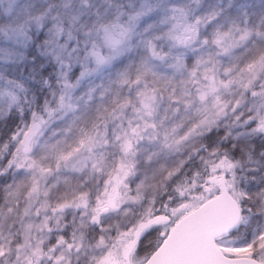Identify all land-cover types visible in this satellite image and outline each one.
Instances as JSON below:
<instances>
[{"label":"snow or ice","instance_id":"obj_1","mask_svg":"<svg viewBox=\"0 0 264 264\" xmlns=\"http://www.w3.org/2000/svg\"><path fill=\"white\" fill-rule=\"evenodd\" d=\"M0 264H264V0H0Z\"/></svg>","mask_w":264,"mask_h":264}]
</instances>
